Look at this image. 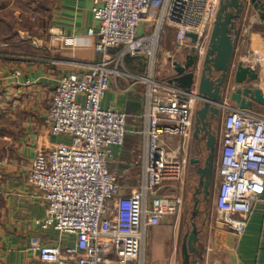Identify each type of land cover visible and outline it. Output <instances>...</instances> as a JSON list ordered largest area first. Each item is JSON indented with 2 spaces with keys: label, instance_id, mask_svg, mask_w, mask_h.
Here are the masks:
<instances>
[{
  "label": "built area",
  "instance_id": "built-area-1",
  "mask_svg": "<svg viewBox=\"0 0 264 264\" xmlns=\"http://www.w3.org/2000/svg\"><path fill=\"white\" fill-rule=\"evenodd\" d=\"M220 0H91L96 30L86 35L100 60L81 74L62 76L54 86L42 124L51 136L68 142L40 150L28 169L27 182L43 195L45 215L36 222L43 231L73 236L74 245L44 244L37 250L44 264L143 263L144 230L175 214L180 195L164 193L181 180L184 159L177 149L189 135L197 87L180 88L152 78L155 51L164 26L174 29L178 49L189 45L187 34L206 40ZM142 22L148 33L137 34ZM201 45V46H200ZM194 46L202 50L203 43ZM121 48L109 66L108 50ZM201 53V52H200ZM124 56L142 59L145 77L146 143L141 156L142 180L132 188L117 185L109 172L110 148L125 136L124 113L103 109L100 101L121 73ZM15 73V75H17ZM225 110V109H224ZM122 163L121 161H119ZM219 183L214 209L217 218L236 229L235 214L247 216L264 181V116L227 108L217 155ZM239 232L238 229H236Z\"/></svg>",
  "mask_w": 264,
  "mask_h": 264
},
{
  "label": "crops",
  "instance_id": "crops-1",
  "mask_svg": "<svg viewBox=\"0 0 264 264\" xmlns=\"http://www.w3.org/2000/svg\"><path fill=\"white\" fill-rule=\"evenodd\" d=\"M90 4L91 0H42L35 9L37 34L30 36L34 42L30 43L17 31L11 40L0 41V264H44L37 255L40 246L74 245L73 236L43 232L38 227L36 222L45 215L46 204L43 195L28 184L27 176L37 151H46L57 143L69 141L65 136L49 135L42 124L54 86L62 76L81 74L86 64L101 58V54L93 49L96 37L86 35L89 28L96 30L97 27ZM152 26V23L142 22L137 34L150 32ZM161 35L163 42L159 46ZM161 35L152 78L169 83L172 75L165 73L164 67L169 55H177L178 45L172 27L164 26ZM232 37L231 64L241 61L244 66L254 69L258 78L253 86L260 88L264 96V18L251 4H246ZM120 49L108 50L110 67H114L113 59ZM116 69L130 77L118 75L102 97L100 106L124 113L125 136L121 146L110 148L112 157L107 169L116 172L118 186L132 188L142 180L141 156L146 143L143 133L146 122L141 115L145 85L135 78L145 77L147 68L142 59L124 56ZM233 73L232 67L228 74ZM192 85L197 87L195 81ZM223 104L225 110L221 112V118L227 108L234 107L227 99ZM198 106L197 103L192 113L189 135L176 148L184 159L181 180L164 192L180 195L181 206L157 226L145 228L143 263L182 264L185 235L195 225L197 241L195 251L190 254V260L195 264H264V181L260 182L251 213L234 215L237 220L234 225L239 232L219 220L214 209L220 179L217 158L213 159L211 185L205 195L196 192L200 180L197 169L204 165L208 155L204 139H193L194 114ZM258 106L253 103L250 110L255 112L254 108ZM215 138V146L219 148L221 127ZM195 160L199 163L195 164ZM213 190L214 197L210 202L209 195ZM196 193L200 196L197 198L199 203L194 198Z\"/></svg>",
  "mask_w": 264,
  "mask_h": 264
},
{
  "label": "water",
  "instance_id": "water-1",
  "mask_svg": "<svg viewBox=\"0 0 264 264\" xmlns=\"http://www.w3.org/2000/svg\"><path fill=\"white\" fill-rule=\"evenodd\" d=\"M247 3L264 18V0H220L207 39L187 34L189 45L177 49L176 56L169 55L164 67V72L172 75L169 83L189 89L195 81L197 93L203 98V101L198 102L193 124V139L203 138L208 151L204 165L197 169V174L200 175L199 186L205 175L209 179L207 186L211 185L216 142L213 127L225 109L223 101L227 99L241 110H250L253 103L264 105V96L260 88L253 86L258 78L256 71L244 66L241 61L231 64L232 34L236 33L237 23ZM197 42L203 43L201 51L199 47L194 46ZM232 67L234 73L228 74ZM194 162L198 164L199 160ZM196 241L197 230L193 225L192 230L185 235V242L182 245V264H195L194 260H190V254L195 251Z\"/></svg>",
  "mask_w": 264,
  "mask_h": 264
},
{
  "label": "rangeland",
  "instance_id": "rangeland-1",
  "mask_svg": "<svg viewBox=\"0 0 264 264\" xmlns=\"http://www.w3.org/2000/svg\"><path fill=\"white\" fill-rule=\"evenodd\" d=\"M42 0H0V41L11 40L13 32H19V34L25 36V38L31 42H34L31 35H36V17L35 9L39 7ZM29 13L28 16L26 14ZM30 17V18H29ZM20 20V21H19ZM5 22V23H4ZM4 23V24H3ZM9 24V27L7 25ZM164 35V34H163ZM163 35H161L160 44L163 42ZM170 33H168V36ZM25 39V40H26ZM25 51H27V45H23ZM159 49V47H158ZM158 57V53L157 56ZM255 112L264 115V105H259L254 108ZM223 117H219L215 126L213 127L215 134L220 130ZM218 155V148L215 146L214 158ZM214 197V190L210 192L209 201L212 202ZM190 204V203H189ZM190 208V207H189ZM190 210V209H189ZM189 210H186V214L189 215Z\"/></svg>",
  "mask_w": 264,
  "mask_h": 264
},
{
  "label": "flooded vegetation",
  "instance_id": "flooded-vegetation-1",
  "mask_svg": "<svg viewBox=\"0 0 264 264\" xmlns=\"http://www.w3.org/2000/svg\"><path fill=\"white\" fill-rule=\"evenodd\" d=\"M207 175H205L204 176V178H203V180H202V183H201V185L197 188V190H196V192L199 194V195H202V196H204L205 195V193H206V189H207V183H208V181H209V179L206 177ZM197 193H196V195H194V198H196L195 200L197 201L198 199V197H200V196H197ZM196 196V197H195ZM198 203H199V201H197Z\"/></svg>",
  "mask_w": 264,
  "mask_h": 264
},
{
  "label": "trees",
  "instance_id": "trees-1",
  "mask_svg": "<svg viewBox=\"0 0 264 264\" xmlns=\"http://www.w3.org/2000/svg\"><path fill=\"white\" fill-rule=\"evenodd\" d=\"M0 21H1V19H0ZM7 27H9V24L7 25ZM14 33H15V32H13V34H14ZM13 34H12V35H13ZM12 35H11V36H12Z\"/></svg>",
  "mask_w": 264,
  "mask_h": 264
}]
</instances>
